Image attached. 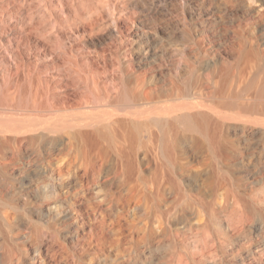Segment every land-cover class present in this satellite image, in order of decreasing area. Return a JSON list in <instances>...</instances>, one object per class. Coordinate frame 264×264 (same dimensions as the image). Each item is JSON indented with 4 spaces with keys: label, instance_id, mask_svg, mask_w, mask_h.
I'll return each mask as SVG.
<instances>
[{
    "label": "bare ground",
    "instance_id": "6f19581e",
    "mask_svg": "<svg viewBox=\"0 0 264 264\" xmlns=\"http://www.w3.org/2000/svg\"><path fill=\"white\" fill-rule=\"evenodd\" d=\"M246 1L252 32L241 0L212 40L162 21L191 0H0V264L55 247L65 264H264V0ZM135 208L126 248L110 235Z\"/></svg>",
    "mask_w": 264,
    "mask_h": 264
},
{
    "label": "rangeland",
    "instance_id": "374dc122",
    "mask_svg": "<svg viewBox=\"0 0 264 264\" xmlns=\"http://www.w3.org/2000/svg\"><path fill=\"white\" fill-rule=\"evenodd\" d=\"M169 1V0H168ZM173 0H170L172 2ZM241 0H191V6L193 8L192 11V18L188 16V13L184 14V9L182 8L181 4H176L174 8L168 7L167 11L165 10L162 13V21H168L174 24L181 23L189 25L191 22L195 25V31L202 30L200 32V35L205 36L209 35L212 40H223L225 37V32L228 31L232 27L231 19L234 15H232V7L235 4L240 3ZM243 9L240 10V12H251L254 13V15L250 16V19L248 21V33H251L252 26L251 24L258 19V12H259V3L256 1H246L245 4L242 5ZM169 10V11H168ZM187 12V11H186ZM201 12V14H199ZM194 14V15H193ZM185 17V18H184ZM189 17V18H188ZM236 16H234L235 18ZM183 22V23H182ZM236 23H234L235 25ZM219 33H222L220 36ZM199 35V36H200ZM201 37V36H200ZM8 43V41H5ZM24 46L21 49V52L24 55H33L37 49V44L34 39H27L26 37L23 39ZM109 42V44H108ZM108 48H113L117 44V40L115 38L108 39L106 41ZM180 44V43H179ZM111 45V46H110ZM188 46V44L179 45V48H182L184 50L185 47ZM169 47L167 46L166 49L163 51V54L158 58V60L149 66H144L139 70V72L143 75L146 73L149 74L150 81L154 78V76H151V73H157L158 71H162L164 75H168V73L171 71V60L169 58L170 52ZM2 50V49H1ZM22 54V55H23ZM179 54V53H178ZM181 59L178 55H175V60ZM183 62V60H181ZM150 69V70H149ZM89 195L92 197H97L96 201H100L102 197L105 195V189L101 187H96L95 189L91 190L89 192ZM45 196H50V194H47ZM43 198V197H42ZM49 198V197H45ZM51 201V200H48ZM102 205V203L100 202ZM52 207L54 210H59V202L53 201ZM137 209L131 210L129 213H127L126 217L119 218V222L113 223V236L110 238L115 241L122 242L126 248L132 247V240L131 236L138 230L137 226L142 225V221L144 217L142 216V213L136 212ZM136 225L134 229L130 227V225ZM92 228H97L98 225L91 219H87V225L84 232L81 234V239L84 241L91 242V236H94L92 233ZM87 239V240H86ZM66 247L69 248V250L76 248L77 246L74 245V243L68 242ZM105 250L103 252V255H110L114 252V246H111L110 248L106 245L101 246ZM90 249H96L94 243L90 246ZM56 253H53L52 257V264H65L66 263V257L67 254L62 252V249H59L58 247H55ZM44 252L45 249H44ZM52 256V255H51ZM90 256H85V260L81 262V264H89L88 260H90Z\"/></svg>",
    "mask_w": 264,
    "mask_h": 264
}]
</instances>
